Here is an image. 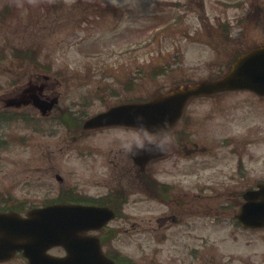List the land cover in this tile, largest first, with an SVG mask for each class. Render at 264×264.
Returning <instances> with one entry per match:
<instances>
[{
  "label": "rangeland",
  "instance_id": "374dc122",
  "mask_svg": "<svg viewBox=\"0 0 264 264\" xmlns=\"http://www.w3.org/2000/svg\"><path fill=\"white\" fill-rule=\"evenodd\" d=\"M3 4L17 8H11L10 18L0 17V52L27 45L44 63L74 75L76 83L88 72L92 85L99 77L110 82L109 73L125 79L135 72L140 99L177 84L214 78L228 69L236 52L264 43V0H0V9ZM5 33L17 36L13 44L3 42ZM24 36L27 44H21ZM163 65L162 74L149 73ZM4 79L0 69V83ZM5 90L0 88V95ZM100 108L98 103L91 106ZM181 121L204 148L180 160L188 171V197H199L198 210L187 219L191 227L179 220L160 240L153 233H162L149 230L152 220L115 219L108 227L114 229L111 247L130 259L122 257L123 264H264V230L233 224L237 207L220 209L234 192L239 196L245 189L241 182L235 187L228 181L234 169L240 174L243 165L251 178L264 175V97L231 91L193 98ZM4 136L0 127V138ZM55 157V165L67 172L66 154ZM49 164L34 142L21 155L17 146L1 141L0 199L11 195L37 201L41 185L35 169ZM164 168L170 169L169 162ZM124 211L132 214L135 205ZM0 264L24 261L17 257Z\"/></svg>",
  "mask_w": 264,
  "mask_h": 264
},
{
  "label": "flooded vegetation",
  "instance_id": "af4514ba",
  "mask_svg": "<svg viewBox=\"0 0 264 264\" xmlns=\"http://www.w3.org/2000/svg\"><path fill=\"white\" fill-rule=\"evenodd\" d=\"M13 5L3 4L0 17L10 18L11 8V11L17 8ZM18 8H23V4ZM16 37L5 33L3 42L13 44ZM26 38L24 36L21 44H27ZM33 38L37 41V37ZM27 49V45H23L10 48L9 53L0 52V65L6 63L4 60L8 61L7 67L0 66L5 74L0 88H6L0 95V127L5 128V136L0 138V142L6 139L10 148L17 146L21 150V155H26L28 145L34 142L41 159L50 164L46 169L41 165L35 169V180L41 185L39 199L33 201L22 197L14 200L8 195L6 204H15L10 210L24 216L32 208L49 204L108 207L115 213L112 221L130 217L147 218L149 223L152 220L149 230L162 233H153L161 235L160 240L165 237L166 230L176 226L179 220H183L186 229L191 227L187 219L198 210L199 197H188V171L180 167V160L193 157L204 148L193 141L186 123L181 121L183 116L170 128L152 133L118 124L84 125L87 119L112 106L139 101L136 73L128 74L125 79L109 73L110 82L99 77L97 84L92 85L87 80L91 75L88 72L83 74L85 77L79 78L80 83H76L74 75L62 74L39 59L36 53L34 58H29ZM94 103L102 108L91 109ZM169 134L173 137L170 142L164 139ZM137 139L152 151L139 149L135 143ZM129 143L132 149L127 147ZM56 153L66 154L70 163L67 172L55 165ZM167 162L170 169L166 171L164 164ZM238 170L240 174H236L234 169L227 179L234 186L236 182H241L245 189L240 191L239 196L234 192L233 200L227 206H220L221 210L236 209L243 202L246 190L264 184V175L251 178L249 170L243 165ZM128 204L135 205L136 209L130 215L124 211ZM235 215L232 223L241 226ZM241 227L250 231L264 230V226ZM107 229L108 224L88 232L99 235ZM103 248L105 254L115 261L120 257L108 244ZM54 249L63 254L61 247Z\"/></svg>",
  "mask_w": 264,
  "mask_h": 264
},
{
  "label": "water",
  "instance_id": "95a60500",
  "mask_svg": "<svg viewBox=\"0 0 264 264\" xmlns=\"http://www.w3.org/2000/svg\"><path fill=\"white\" fill-rule=\"evenodd\" d=\"M236 89L264 96V45L240 54L218 78L178 85L147 101L112 107L91 117L85 125L120 123L152 133L174 124L190 97ZM244 197L246 201L236 215L237 220L244 226H263L264 185L247 191ZM112 216L108 208L79 204L35 208L26 217L0 211V260L11 259L21 251L28 264H115L102 253L97 237L80 234L99 228ZM57 245L65 249L64 256L47 252Z\"/></svg>",
  "mask_w": 264,
  "mask_h": 264
},
{
  "label": "clouds",
  "instance_id": "9594fccd",
  "mask_svg": "<svg viewBox=\"0 0 264 264\" xmlns=\"http://www.w3.org/2000/svg\"><path fill=\"white\" fill-rule=\"evenodd\" d=\"M164 139L167 140L168 142H170V141L173 139V137L171 136V134H169V135L166 136ZM135 143H136L137 147H138L139 149H142L144 152H151V151H152L151 149L146 148L144 142H143L142 140H140V139H137V141H135ZM127 147H128L129 149H132V144L129 143V144L127 145ZM138 154H140V153L138 152Z\"/></svg>",
  "mask_w": 264,
  "mask_h": 264
},
{
  "label": "trees",
  "instance_id": "16d2710c",
  "mask_svg": "<svg viewBox=\"0 0 264 264\" xmlns=\"http://www.w3.org/2000/svg\"><path fill=\"white\" fill-rule=\"evenodd\" d=\"M1 207V206H0ZM4 207H2V209H3Z\"/></svg>",
  "mask_w": 264,
  "mask_h": 264
}]
</instances>
